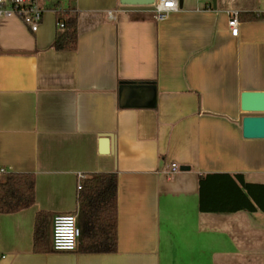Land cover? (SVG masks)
Wrapping results in <instances>:
<instances>
[{
	"label": "crops",
	"instance_id": "crops-1",
	"mask_svg": "<svg viewBox=\"0 0 264 264\" xmlns=\"http://www.w3.org/2000/svg\"><path fill=\"white\" fill-rule=\"evenodd\" d=\"M54 1L41 0L35 33L0 20V180L35 182L32 206L0 213V264H264V211L200 208L231 205L237 175L264 185V139L238 124L241 93L264 91V19H239L236 36L227 24L264 15V0H183L161 20L119 0H63L78 28L64 52ZM93 173L117 175L116 252L53 251V216L77 215L78 176Z\"/></svg>",
	"mask_w": 264,
	"mask_h": 264
},
{
	"label": "trees",
	"instance_id": "trees-1",
	"mask_svg": "<svg viewBox=\"0 0 264 264\" xmlns=\"http://www.w3.org/2000/svg\"><path fill=\"white\" fill-rule=\"evenodd\" d=\"M63 0H55L57 34L52 43L56 51H74L77 47V14L72 5L62 7ZM238 19L258 21L264 15L258 13H238ZM62 23L63 27H58ZM231 183L235 187V198L229 206L200 205L204 210L264 211V185L244 182L237 175ZM203 179L200 191L203 192ZM34 176L31 173H7L0 180V213H15L34 203ZM213 189V188H212ZM216 189V187H214ZM77 226L80 235L76 250L82 253L110 254L117 250V175L116 173H93L82 182L77 195ZM47 213L39 212L35 218L33 249L35 252L47 251L48 218ZM51 239V229H50Z\"/></svg>",
	"mask_w": 264,
	"mask_h": 264
},
{
	"label": "built area",
	"instance_id": "built-area-1",
	"mask_svg": "<svg viewBox=\"0 0 264 264\" xmlns=\"http://www.w3.org/2000/svg\"><path fill=\"white\" fill-rule=\"evenodd\" d=\"M151 9L161 20L169 13L179 9V0H154ZM45 11L41 0H0V20L18 19L32 33L38 31ZM238 23V13L231 12L227 24L232 36H236L238 33ZM58 27L62 28L63 24L59 23ZM177 171L178 165L172 163L169 170L166 171V176L171 177ZM3 172L4 169L0 167V174ZM84 178L83 175L78 176V191L82 187ZM79 235L76 214L66 213L53 216L51 223V248L53 251H75Z\"/></svg>",
	"mask_w": 264,
	"mask_h": 264
},
{
	"label": "water",
	"instance_id": "water-1",
	"mask_svg": "<svg viewBox=\"0 0 264 264\" xmlns=\"http://www.w3.org/2000/svg\"><path fill=\"white\" fill-rule=\"evenodd\" d=\"M182 1L179 0V4ZM119 2L126 9L147 10L152 8L154 0H119ZM148 84L125 82L121 85L120 90L125 87L140 88ZM238 124L241 126L243 138L264 139V91H243L241 93ZM107 138H110V136H107Z\"/></svg>",
	"mask_w": 264,
	"mask_h": 264
}]
</instances>
